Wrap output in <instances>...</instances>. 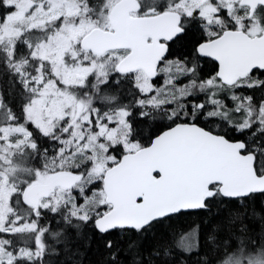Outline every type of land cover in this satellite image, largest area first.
Segmentation results:
<instances>
[{
  "label": "snow or ice",
  "instance_id": "snow-or-ice-1",
  "mask_svg": "<svg viewBox=\"0 0 264 264\" xmlns=\"http://www.w3.org/2000/svg\"><path fill=\"white\" fill-rule=\"evenodd\" d=\"M0 74V264H264V0H0Z\"/></svg>",
  "mask_w": 264,
  "mask_h": 264
},
{
  "label": "trees",
  "instance_id": "trees-1",
  "mask_svg": "<svg viewBox=\"0 0 264 264\" xmlns=\"http://www.w3.org/2000/svg\"><path fill=\"white\" fill-rule=\"evenodd\" d=\"M190 39V38H189ZM190 48V43L186 40L183 44L177 45L176 50L183 54ZM175 50V49H174ZM210 70V67L203 66V71L206 74ZM0 92L3 93L6 102L17 113L20 111V97L16 94V90L13 86L11 77L6 74H0ZM206 219L203 215H198L195 212L192 214L181 215L180 217L171 221L172 228L176 234L186 232L192 226L199 224L201 220ZM41 224L50 228V231H61L66 225L63 224L59 216H53L52 214L46 215ZM87 239L82 236L74 235L72 248L74 251L69 254L64 250L65 245L53 240L50 235L46 234V241L50 247V250L54 249L59 254H49L46 256L47 264H107L108 256L107 250L104 247L103 241L98 235H95L91 231L86 233ZM115 237H113L114 239ZM208 256L215 259L211 253L205 248L203 250ZM199 257L193 256L191 264H196V260Z\"/></svg>",
  "mask_w": 264,
  "mask_h": 264
},
{
  "label": "flooded vegetation",
  "instance_id": "flooded-vegetation-1",
  "mask_svg": "<svg viewBox=\"0 0 264 264\" xmlns=\"http://www.w3.org/2000/svg\"><path fill=\"white\" fill-rule=\"evenodd\" d=\"M174 51H175V53H176L177 56L182 55L181 53H179V52L176 50V48H175ZM203 66H204V65H203ZM206 66L209 67L208 65H206Z\"/></svg>",
  "mask_w": 264,
  "mask_h": 264
}]
</instances>
